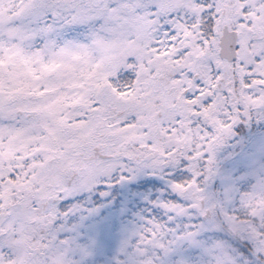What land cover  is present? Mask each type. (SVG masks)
<instances>
[{
    "label": "snow or ice",
    "instance_id": "1",
    "mask_svg": "<svg viewBox=\"0 0 264 264\" xmlns=\"http://www.w3.org/2000/svg\"><path fill=\"white\" fill-rule=\"evenodd\" d=\"M0 264H264V0H0Z\"/></svg>",
    "mask_w": 264,
    "mask_h": 264
}]
</instances>
